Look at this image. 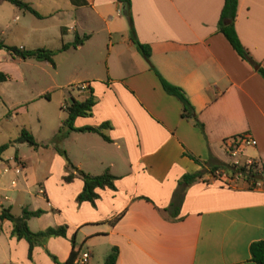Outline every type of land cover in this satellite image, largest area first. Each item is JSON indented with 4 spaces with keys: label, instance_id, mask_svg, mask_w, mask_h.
Returning a JSON list of instances; mask_svg holds the SVG:
<instances>
[{
    "label": "crops",
    "instance_id": "crops-1",
    "mask_svg": "<svg viewBox=\"0 0 264 264\" xmlns=\"http://www.w3.org/2000/svg\"><path fill=\"white\" fill-rule=\"evenodd\" d=\"M221 4L222 0H129L134 37L149 46V62L135 48L126 9L116 0H67L58 12L60 42L85 33L86 38L71 48L88 42L105 47L102 58L85 54L75 66L85 69L77 80L85 84L81 92L90 93L94 102L88 115L74 117L73 125L95 126L106 120L109 126L102 131L109 139L95 132L99 140L82 145L90 149L87 160L70 161L90 174L108 168L114 178L113 187H95L92 202L75 200L82 185L76 174L64 181L60 169L54 189L47 175L39 181L29 209L43 211L33 216L32 230L65 225L63 236H48L43 243L57 260H64L72 248L76 255L89 252L87 264H102L114 245V264H255L248 245L264 241V179L253 177L259 180L254 183L223 166L217 168L227 171V178L218 177L207 167L229 164L223 142L241 133H248L255 143L243 145L238 159L249 156L264 162V79L256 71L258 65L264 67V0H237L233 19L254 64L241 58L218 30ZM149 63L183 90L203 123L205 137L179 115V101L161 88ZM69 131L79 139L94 132ZM197 169L202 170L200 177L179 183L182 173ZM34 180L33 175L24 176L20 189L29 193ZM173 200L177 207L170 211ZM6 221L0 219V230L8 259L21 264L26 242L9 234ZM41 246L32 247L24 264H55Z\"/></svg>",
    "mask_w": 264,
    "mask_h": 264
},
{
    "label": "rangeland",
    "instance_id": "rangeland-1",
    "mask_svg": "<svg viewBox=\"0 0 264 264\" xmlns=\"http://www.w3.org/2000/svg\"><path fill=\"white\" fill-rule=\"evenodd\" d=\"M24 1L40 15L35 16L8 1H1L2 42L24 47L57 46L61 40L57 37L60 34L58 14L66 8L67 0ZM104 48L103 44L100 47L96 45L93 47L90 42L80 49L69 47L56 52L51 65L47 60L10 55L0 47V70L9 76L0 81V144L6 143L0 152V205L7 206L9 202L11 213L19 214L21 207L33 206L34 192L44 175L48 176L49 186L54 189L53 181L60 169L65 173L64 164L67 160L59 150L66 151L67 158L71 161L72 158L79 157L87 160L90 149L84 150L83 146L93 142V139L99 140L95 132L86 133L79 139L78 133L73 131L61 133L57 131V127L65 116L62 105L68 99V92L75 98L85 96V93L81 92L82 89L77 91L78 84L81 83L77 78L82 76L81 70H85L75 67L79 65V59L85 54H94V57L102 58ZM84 117L81 115L79 119ZM21 127L31 132L37 142L35 147L24 141L14 140ZM15 156H20L21 160ZM4 166L5 170H2ZM97 170L99 169H96L95 173L100 172ZM32 175L35 180L30 183L32 187L27 193L20 188H23L24 176ZM11 180L15 182L13 185ZM46 211L50 215V209ZM28 219L30 229L35 228L33 222L35 218L31 216ZM7 223L10 224L8 220ZM5 238L0 230V264H12L8 259V244ZM22 239L21 243H24ZM41 247L44 255L49 257V250L43 244ZM23 254L24 256L19 255L21 264L28 259L26 252Z\"/></svg>",
    "mask_w": 264,
    "mask_h": 264
},
{
    "label": "trees",
    "instance_id": "trees-1",
    "mask_svg": "<svg viewBox=\"0 0 264 264\" xmlns=\"http://www.w3.org/2000/svg\"><path fill=\"white\" fill-rule=\"evenodd\" d=\"M3 0H0V2ZM13 4L14 6L27 10L35 16H39L40 14L27 2L24 0H5ZM120 4H122L127 13V21H128V31L129 36L132 42L135 45V48L141 54V56L149 62V46L146 43L139 42L135 37L132 30L131 25V16L128 10L129 0H116ZM237 0H222L221 7L219 9L218 19H217V28L223 34L229 45L233 48V50L243 59H245L250 64H254L255 62L248 55L245 48L241 45L237 34L233 27V19L235 15ZM87 34H74L72 40L70 41H61L60 44L55 48H49L45 46H35V47H23L16 46L12 44H5L0 39V47H3L10 55H16L20 58H34L38 60H47L51 65H53L52 55L59 51L68 47H75L78 43L82 42L84 38H86ZM149 67L154 71L161 88L170 95H173L180 103L179 115L186 119H190L191 122L197 126V128L204 134L203 123L197 119L196 115L193 113V107L187 99L183 90L176 84H173L162 77L158 71L149 63ZM256 71L258 74L264 79V67L258 65L256 67ZM8 78V74L4 71L0 70V81ZM94 100L92 95L89 93L81 99H77L72 95L68 96V99L64 101L62 107L65 110V116L61 120V123L57 127V131L61 133H66L69 130H77V131H94L98 133L103 139L108 140V136L102 131L103 128L109 126L108 121L103 120L97 125H80L74 126L73 119L78 115H88L91 110V106ZM236 135H233L234 137ZM231 137V138H232ZM15 141L21 142L24 141L28 145L35 147L37 142L35 141L31 132L25 127H21L19 129L18 134L16 135ZM6 143L0 144V152L5 148ZM63 155L66 156L64 150H59ZM183 154H186L190 158H192L195 162H199L197 157L192 155L187 151H182ZM16 157V156H15ZM66 163L64 164L65 173L62 174V179L64 181H69L75 174L81 178L82 185L80 190L75 195L76 201L88 200L90 202L93 201L96 196L95 187H113L112 180L114 175L111 174L108 168H104L101 172L90 174L84 172L83 170L77 168L66 156ZM205 162V161H204ZM223 166L229 172H233L235 169L239 170L241 175L246 178H250L256 173H262L264 176V162H258L248 169H244L242 164H239L237 167H232L231 164L225 163H209L207 167L209 171H213V169ZM254 168V169H252ZM202 173L201 169L193 170L191 172L182 173L179 183H186L191 181L197 177H200ZM254 179V178H252ZM175 200L169 202L168 209L170 211H174L177 207V204L174 202ZM42 210L40 208L29 209L25 206L21 207L19 214H13L9 211L8 206L0 205V219L5 218L10 222L9 234L14 236L15 238H23L26 242V255L30 257L31 249L34 245H42L45 239L48 236L53 235H61L65 234V225H47L41 229L32 230L26 224V219L30 216H35L39 214ZM116 218L113 217L110 219L112 222ZM72 239V236H70ZM248 251L251 260L255 262V264H264V241L262 240H254L251 241L248 245ZM117 249L114 245H112L109 251L105 254L102 260V264H114L116 258ZM49 257L55 264H71L72 260L76 256V251L72 248L69 250L68 255L62 261L56 259V257L52 253H48Z\"/></svg>",
    "mask_w": 264,
    "mask_h": 264
},
{
    "label": "built area",
    "instance_id": "built-area-1",
    "mask_svg": "<svg viewBox=\"0 0 264 264\" xmlns=\"http://www.w3.org/2000/svg\"><path fill=\"white\" fill-rule=\"evenodd\" d=\"M85 87L84 83H80L78 84L77 90L79 89H83ZM225 145V150L228 154V156L230 157V162L229 164L232 165V167H237L239 164H242L244 169H248L249 167H251V165L258 163L256 160H254L253 158L246 156L244 157L242 160L238 159V155L240 154V149L241 147H243V145L246 144H254L255 140L248 134V133H241L238 134L230 139H228V141H224L223 142ZM19 167V165H18ZM254 169V168H252ZM212 173L216 174L218 177H226L227 178V171H223L220 170L218 168L213 169ZM234 175H241L239 170H234L233 172H231ZM230 177V176H229ZM254 175L251 177L253 178ZM257 181L254 179V183H257ZM14 181L11 180V184H13ZM89 252L87 250H83L82 252H80V254L76 255L74 257V259L72 260L71 264H87L88 260H89Z\"/></svg>",
    "mask_w": 264,
    "mask_h": 264
},
{
    "label": "water",
    "instance_id": "water-1",
    "mask_svg": "<svg viewBox=\"0 0 264 264\" xmlns=\"http://www.w3.org/2000/svg\"><path fill=\"white\" fill-rule=\"evenodd\" d=\"M254 67H256V65H254ZM254 177L255 178H257V179H264V176H263V174L262 173H256L255 175H254Z\"/></svg>",
    "mask_w": 264,
    "mask_h": 264
}]
</instances>
